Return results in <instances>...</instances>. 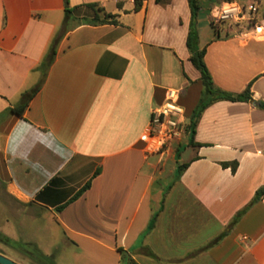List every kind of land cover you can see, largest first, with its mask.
Segmentation results:
<instances>
[{"label": "crops", "instance_id": "1", "mask_svg": "<svg viewBox=\"0 0 264 264\" xmlns=\"http://www.w3.org/2000/svg\"><path fill=\"white\" fill-rule=\"evenodd\" d=\"M199 1L203 8L207 0ZM92 4L118 24H84ZM69 6L66 23L65 0H0V186L8 199L74 245L73 264H264V198L232 225L264 189V110L216 101L198 120L197 146L188 132L163 156L148 155L141 140L168 91L180 92L188 121L203 97L187 46L189 0H145L140 11L135 0ZM260 15L264 26V2ZM197 31L215 87L241 95L250 86L264 102V37L228 25L203 32L198 20ZM33 91L23 117L12 113ZM232 162L235 173L222 166ZM179 165L188 167L177 178Z\"/></svg>", "mask_w": 264, "mask_h": 264}, {"label": "rangeland", "instance_id": "2", "mask_svg": "<svg viewBox=\"0 0 264 264\" xmlns=\"http://www.w3.org/2000/svg\"><path fill=\"white\" fill-rule=\"evenodd\" d=\"M219 2L207 0L203 4L198 18L199 27L203 32L211 30L209 7L218 6ZM24 210L8 199L0 186V255L16 264H73L72 252L76 251L75 246L51 238L54 232L49 230L48 225L39 219L28 221L26 217H22ZM48 246L51 252L47 251Z\"/></svg>", "mask_w": 264, "mask_h": 264}, {"label": "trees", "instance_id": "3", "mask_svg": "<svg viewBox=\"0 0 264 264\" xmlns=\"http://www.w3.org/2000/svg\"><path fill=\"white\" fill-rule=\"evenodd\" d=\"M145 0H135V10L140 11L143 7V2ZM158 4H163L165 0H156ZM191 11H192V23H191V30L187 41V46L189 51L191 52V62L194 65V67L201 73L202 75V83L204 85V92L203 97L200 101V104L194 111L193 116L191 117L190 124L188 127V132H190L192 137V145L197 146V144L194 142V134L196 131L197 123L199 118L201 117L202 113L206 110L207 107H209L211 104H213L216 101L225 100V101H232V102H250L256 107L264 110V102L256 101L251 93V87L246 90L245 93L241 95H232L226 92L221 91L220 89L216 88L214 85L213 78L211 76V73L206 65L205 62V56H206V49L200 50L198 49V31H197V20L199 18V15L202 11V6L200 4L199 0H189ZM65 14H66V23H68L73 18V9L69 6V0H65ZM90 9H92L95 13L94 17L92 19H85L84 24H91V25H105V24H118L117 18L118 16L113 14H108L106 11L100 7H98L95 4L88 5ZM56 55L55 46H52L51 53L47 56L46 60L44 61V65L48 67L51 63V61L54 59ZM35 91H33L30 94L24 95L23 102L14 109L11 110L12 113L18 115L19 117H23L25 111L27 110L29 106L30 100L34 97ZM222 166L224 168H231L232 171L235 173L238 168L237 162L232 163H223ZM188 167V165H179L178 171H177V178H180V176L183 174L185 169ZM100 174V171L96 173V176ZM91 188V182H89L86 186H84L72 199L71 201L58 208V211L64 210L69 204L77 201L79 198H81L85 192H87ZM264 198V189L257 192L256 197L253 201V203L245 209L243 212L238 214V216L234 219V222L232 225H235L240 218L249 210L251 206H253L255 203L259 202ZM120 253H122V249H118ZM129 264H137L133 259L129 260Z\"/></svg>", "mask_w": 264, "mask_h": 264}, {"label": "built area", "instance_id": "4", "mask_svg": "<svg viewBox=\"0 0 264 264\" xmlns=\"http://www.w3.org/2000/svg\"><path fill=\"white\" fill-rule=\"evenodd\" d=\"M263 2L264 0L247 3L234 1L215 6L210 14L211 25L216 29L228 25L247 35L264 37L260 15ZM179 99V91H168L165 102L152 110L150 122L141 139L148 155L163 156L188 133L189 121Z\"/></svg>", "mask_w": 264, "mask_h": 264}, {"label": "water", "instance_id": "5", "mask_svg": "<svg viewBox=\"0 0 264 264\" xmlns=\"http://www.w3.org/2000/svg\"><path fill=\"white\" fill-rule=\"evenodd\" d=\"M0 264H16V263L11 261L10 259L0 255Z\"/></svg>", "mask_w": 264, "mask_h": 264}]
</instances>
